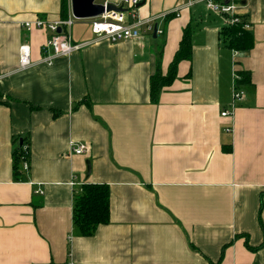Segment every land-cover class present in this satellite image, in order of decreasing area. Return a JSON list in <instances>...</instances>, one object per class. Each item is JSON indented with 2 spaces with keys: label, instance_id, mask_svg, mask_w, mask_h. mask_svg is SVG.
I'll return each instance as SVG.
<instances>
[{
  "label": "crops",
  "instance_id": "obj_1",
  "mask_svg": "<svg viewBox=\"0 0 264 264\" xmlns=\"http://www.w3.org/2000/svg\"><path fill=\"white\" fill-rule=\"evenodd\" d=\"M191 1L143 0L139 17L162 34L136 41L73 24L72 42L88 45L47 65L50 34L22 24L59 22L63 0H0V264H264V0L239 4L253 47L235 54L226 17ZM187 27L191 58L152 103L149 80L168 73ZM22 44L33 66L19 71ZM237 72L245 98L221 118ZM19 141L30 157L14 182ZM86 183L109 190V222L88 238L72 221Z\"/></svg>",
  "mask_w": 264,
  "mask_h": 264
},
{
  "label": "built area",
  "instance_id": "obj_2",
  "mask_svg": "<svg viewBox=\"0 0 264 264\" xmlns=\"http://www.w3.org/2000/svg\"><path fill=\"white\" fill-rule=\"evenodd\" d=\"M245 1L247 0H194L189 2L187 6L191 7L194 4L202 3L210 12L226 17L227 26L242 25L243 29L249 31L250 26L248 23L236 14L239 4ZM142 2L143 0H122L119 5H115L120 11H105L102 15L91 19V32L96 36V39H105L113 44L140 40L148 34L153 33L158 18L141 19L138 15V6ZM103 6L106 9V4ZM74 21L76 19L71 14L57 23H49L42 19H35L34 21L24 22L22 24V28L26 31L37 29L45 30L50 34L41 48L43 55V59L41 60L42 64L52 65L56 59L68 58L73 53L80 51L88 45V43L75 44L72 42L70 29ZM155 34H162V31L156 27ZM233 52L234 54L236 53L235 51ZM30 54V48L27 44H22L19 47V71L27 70L33 66ZM238 80L239 76L234 73L232 76V92L229 104L231 112L223 111L220 114L221 118H231L234 107L243 102L245 98V92L239 86ZM224 132L230 133V128H225ZM70 152L73 155L84 156L88 154L89 150L82 145H72ZM22 164L23 170L27 171V163L23 162Z\"/></svg>",
  "mask_w": 264,
  "mask_h": 264
},
{
  "label": "trees",
  "instance_id": "obj_3",
  "mask_svg": "<svg viewBox=\"0 0 264 264\" xmlns=\"http://www.w3.org/2000/svg\"><path fill=\"white\" fill-rule=\"evenodd\" d=\"M64 0L61 4L62 19L65 18ZM175 16V15H174ZM170 19V16L169 18ZM242 19V18H241ZM190 28L187 27L182 34L178 50L169 67L168 73L162 76L157 67V73L149 80L150 100L156 103L162 89L168 87L176 79L177 66L181 61H189L191 58ZM222 44L231 51L246 53L253 47V37L250 31L243 29L242 25L226 26L220 32ZM239 86L250 83L249 75L244 72H237ZM189 76V75H188ZM15 148L13 152L12 174L13 181H21V165L29 163V148ZM223 152L228 153L229 148L224 147ZM72 221L74 229L81 237L88 238L93 235L99 226L109 222V190L105 185L86 183L79 193L73 198ZM248 249H251L248 247ZM222 256L216 263L220 264Z\"/></svg>",
  "mask_w": 264,
  "mask_h": 264
},
{
  "label": "water",
  "instance_id": "obj_4",
  "mask_svg": "<svg viewBox=\"0 0 264 264\" xmlns=\"http://www.w3.org/2000/svg\"><path fill=\"white\" fill-rule=\"evenodd\" d=\"M96 0H70L71 14L76 20H90L102 15L105 11H120L115 5L106 4V9L103 5L95 3ZM60 32V31H59ZM156 27H154L153 33L155 34ZM22 146V142L19 141V147ZM87 176L90 174V164L86 162Z\"/></svg>",
  "mask_w": 264,
  "mask_h": 264
},
{
  "label": "rangeland",
  "instance_id": "obj_5",
  "mask_svg": "<svg viewBox=\"0 0 264 264\" xmlns=\"http://www.w3.org/2000/svg\"><path fill=\"white\" fill-rule=\"evenodd\" d=\"M102 0H96L95 3H100ZM62 20V19H61ZM92 22L91 19L90 20H76L74 21V24H78V23H90ZM22 167H23V164L21 165V172H22Z\"/></svg>",
  "mask_w": 264,
  "mask_h": 264
}]
</instances>
